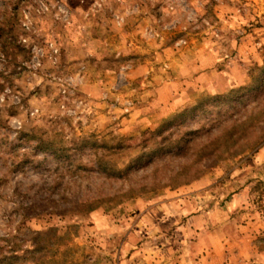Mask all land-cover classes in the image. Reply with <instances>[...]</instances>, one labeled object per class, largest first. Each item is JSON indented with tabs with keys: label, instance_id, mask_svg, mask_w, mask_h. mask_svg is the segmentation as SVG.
Here are the masks:
<instances>
[{
	"label": "rangeland",
	"instance_id": "rangeland-1",
	"mask_svg": "<svg viewBox=\"0 0 264 264\" xmlns=\"http://www.w3.org/2000/svg\"><path fill=\"white\" fill-rule=\"evenodd\" d=\"M214 213L264 247V0H0V264H175Z\"/></svg>",
	"mask_w": 264,
	"mask_h": 264
},
{
	"label": "crops",
	"instance_id": "crops-1",
	"mask_svg": "<svg viewBox=\"0 0 264 264\" xmlns=\"http://www.w3.org/2000/svg\"><path fill=\"white\" fill-rule=\"evenodd\" d=\"M161 218L163 219L160 220V217L149 213L142 217L139 227L142 228L143 222L153 225L159 220L160 222L163 221L164 225L171 223L174 226V221L170 215H164ZM193 220L200 224V226L196 224L194 230L190 227ZM188 222L186 226L176 227L174 234H179L181 228L186 237H195L197 241L191 244L189 248L187 247L182 253V261L178 260L175 264H232V262L234 264H264V247L257 246L253 236V228L249 227L253 225L250 224L247 225L248 227H244L241 224L234 230L231 217L225 213L200 214L191 217ZM160 226L157 224L155 227H158V230L163 233V237L166 239L167 234H164L165 231L161 230ZM184 242L188 243L187 240H184ZM156 251L158 257H172L167 245L162 249L158 247ZM139 252L141 254V249Z\"/></svg>",
	"mask_w": 264,
	"mask_h": 264
}]
</instances>
